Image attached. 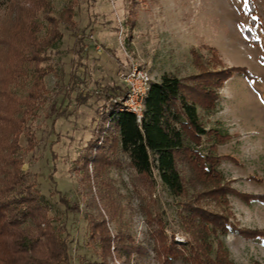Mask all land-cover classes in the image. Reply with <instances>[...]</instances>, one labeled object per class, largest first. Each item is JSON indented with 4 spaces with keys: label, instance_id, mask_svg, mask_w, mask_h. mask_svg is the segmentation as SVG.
I'll list each match as a JSON object with an SVG mask.
<instances>
[{
    "label": "trees",
    "instance_id": "1",
    "mask_svg": "<svg viewBox=\"0 0 264 264\" xmlns=\"http://www.w3.org/2000/svg\"><path fill=\"white\" fill-rule=\"evenodd\" d=\"M242 1L250 20L257 22L254 0ZM2 3L7 15L0 33V264H70L64 227L50 215L51 207L35 178L22 167V150L34 147L35 135L28 122L47 98L45 75L56 71L47 49L62 36L60 22L76 26L74 2L57 14L51 0ZM245 32L252 34L249 28ZM207 48L209 58L191 48L195 70L166 71L150 81L140 121L124 108L120 95H108L110 106L102 111L96 135L88 140L82 156L87 179L88 162L95 172L97 193L88 202L94 211H86V220L102 259L113 244L127 260L147 257L151 249L158 264H173L177 258L189 264H237L221 235L237 232L264 240V228L238 225L228 198L234 194L245 201H264V192H245L230 184L219 164L231 156L217 152L229 133L219 126L206 127L203 119L215 111L218 89L234 71L249 79L254 75L244 65L218 67L217 51ZM29 74L31 83L19 94L12 85ZM22 134L27 140L24 147ZM122 165L131 171L138 206L149 225L145 240L136 239L123 223L113 234L108 227V222L120 221L124 208L108 172ZM157 180L175 198L179 227L186 235L183 242L174 238V230L166 231L164 210L153 192Z\"/></svg>",
    "mask_w": 264,
    "mask_h": 264
},
{
    "label": "rangeland",
    "instance_id": "2",
    "mask_svg": "<svg viewBox=\"0 0 264 264\" xmlns=\"http://www.w3.org/2000/svg\"><path fill=\"white\" fill-rule=\"evenodd\" d=\"M51 1L56 14L68 2H74L76 26L60 22L62 36L47 49L48 61L56 71L45 75L47 98L28 122L35 144L31 150H22V167L35 178L51 207L50 215L64 227L70 264H158L150 247L147 257L132 256L127 260L117 254L112 244L102 259L98 243L89 236L86 220V211H94L88 202L92 194L96 196L97 188L90 162L89 179L86 176L84 148L96 135L102 111L110 106L108 95L125 93L126 84L120 73L133 64L146 68L151 80L166 71L184 74L195 70L191 48L209 58L207 46H212L221 60L218 67L246 66L254 78L234 71L218 89L215 111L203 119L206 127L219 126L229 133L217 145V152L231 156L219 164L230 184L245 192H264V0H254L259 18L255 23L242 0ZM6 15L7 9L0 0V33ZM38 17L46 25L42 14ZM246 28L251 35L245 32ZM45 32L44 29L42 34ZM30 83L29 74L12 87L24 94ZM26 142L22 134L20 144L24 147ZM108 175L120 192L124 207L120 221L108 222L110 231L113 234L123 223L136 239L145 240L149 225L138 206L130 169L112 166ZM153 192L164 210L166 231L174 230V238L185 241L175 198L159 180ZM228 198L239 226L264 228V201H245L234 194ZM221 237L237 264L254 260L264 264L263 237H246L237 232ZM173 264L189 263L177 258Z\"/></svg>",
    "mask_w": 264,
    "mask_h": 264
},
{
    "label": "built area",
    "instance_id": "3",
    "mask_svg": "<svg viewBox=\"0 0 264 264\" xmlns=\"http://www.w3.org/2000/svg\"><path fill=\"white\" fill-rule=\"evenodd\" d=\"M90 37H92V34H90ZM94 43V45H98V43ZM120 74L126 84V91L120 97V102L124 108L134 112L137 121H140L143 111V99L151 81L150 73L143 66L133 64L130 69L122 71Z\"/></svg>",
    "mask_w": 264,
    "mask_h": 264
},
{
    "label": "crops",
    "instance_id": "4",
    "mask_svg": "<svg viewBox=\"0 0 264 264\" xmlns=\"http://www.w3.org/2000/svg\"><path fill=\"white\" fill-rule=\"evenodd\" d=\"M160 78V77H159ZM159 78L155 79V80H158Z\"/></svg>",
    "mask_w": 264,
    "mask_h": 264
}]
</instances>
